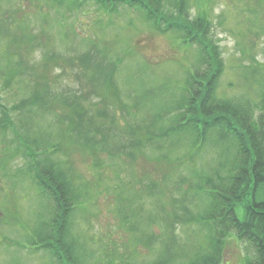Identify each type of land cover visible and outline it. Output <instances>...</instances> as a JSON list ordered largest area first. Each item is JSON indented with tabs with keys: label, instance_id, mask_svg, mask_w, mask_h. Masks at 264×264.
Segmentation results:
<instances>
[{
	"label": "rangeland",
	"instance_id": "1",
	"mask_svg": "<svg viewBox=\"0 0 264 264\" xmlns=\"http://www.w3.org/2000/svg\"><path fill=\"white\" fill-rule=\"evenodd\" d=\"M185 12L191 23L209 19L206 39L219 46L225 64L218 94L261 103L264 0H189ZM0 29V102L34 150L49 142L64 148L56 158L67 176H74L72 188L79 197L67 216L70 237L90 261L115 252L134 264H153L161 256L172 264L184 262L204 236L197 223L187 221L183 228L174 216L198 211L199 200L184 181L190 166H200L214 152H204V158L192 154L184 134L161 140L156 123L142 133L129 130L166 111L176 101L177 88L194 81L197 68L204 73L198 46L161 33L137 9L123 6L109 14L93 2L70 12L52 0H0ZM48 54L63 58L44 67ZM112 61L119 64L114 70ZM77 95L83 96L81 103ZM2 111L0 106V118ZM113 118L120 127L130 126L128 131L122 134ZM14 136L0 128V264H53L50 254L13 242L35 229L42 202L29 173L19 172L26 158ZM159 191L166 194L162 202L154 195ZM147 230L164 234L148 247L136 241ZM172 232L179 243L170 241L167 251L162 241ZM247 247L230 238L223 264H243Z\"/></svg>",
	"mask_w": 264,
	"mask_h": 264
},
{
	"label": "trees",
	"instance_id": "2",
	"mask_svg": "<svg viewBox=\"0 0 264 264\" xmlns=\"http://www.w3.org/2000/svg\"><path fill=\"white\" fill-rule=\"evenodd\" d=\"M52 1L58 7L68 8L70 12L82 7L84 2L96 3L109 14L119 12L123 6L131 7L144 15L145 20L161 33L177 34L184 45L198 46V64L199 68L204 66V73L199 74L197 68L192 74L194 81L188 80L184 86L177 88L179 92L173 96L176 101H170L171 106L166 111L144 118L147 123L134 130L130 129L129 132L142 133L146 131L148 123H156L159 125L160 139L163 136L172 138L184 134L190 141V146H193L192 154L204 158V152H214L200 166H190L189 177L184 181L188 184V191L199 200L196 204L198 211L193 213L188 210L189 216L186 218L175 214L174 220L177 219V224H182L183 228L187 226V221L197 223L204 239L189 252L187 259L181 264H223L230 238L248 244L243 264H264V99L261 103L254 104L250 100L218 94V82L225 64L219 46L206 39L209 19L202 17V20L191 23L185 15L189 0ZM36 39L37 37L31 40ZM39 45L43 47L46 43L39 42ZM18 46L22 48L19 44ZM59 58L63 56L48 54L44 58V67ZM79 60L83 62L81 56ZM118 65V61H112L113 70ZM35 67L32 64L31 69L35 70ZM35 87L42 85L37 82ZM39 90L41 88H37L36 93ZM82 97L77 95L76 102L81 103ZM54 98L55 96L52 97ZM0 106L4 110L0 128L12 131L20 146L18 152L26 158L25 168L19 169V172L29 173L40 190L42 200L38 204L41 212L37 214L35 229L30 230L23 239L14 240L15 245L31 252L43 251L50 254L53 264H134L129 256H119L115 252L106 253L95 261L88 259V252L69 235L67 216L77 208L79 197L75 194V187L72 188L74 176L68 177L62 161L56 158L57 154L63 153L64 148L61 145L50 147L49 142L40 151L34 150L33 145L22 136L10 119L9 110L1 102ZM81 108L87 111L85 105L81 104ZM94 110L100 116V108L93 105ZM94 118L95 115L91 114L89 119L94 121ZM166 120H171V124L163 125L162 122ZM113 122L117 124L116 118H113ZM117 127L122 134L130 128H123L118 124ZM50 148L53 150L49 151ZM188 154L189 152L186 157ZM165 156L167 158L168 155ZM159 192L154 195L162 202L164 199L161 197L165 198L166 194ZM157 220L158 217H154L153 222L157 223ZM166 221L169 226H174V221ZM176 228L175 226L174 229ZM163 234L158 235L154 231L148 233L147 230L143 238L136 241L150 247ZM170 241L179 243L174 232L171 239L162 241L167 251L172 248ZM171 262L161 256L153 264H172Z\"/></svg>",
	"mask_w": 264,
	"mask_h": 264
}]
</instances>
